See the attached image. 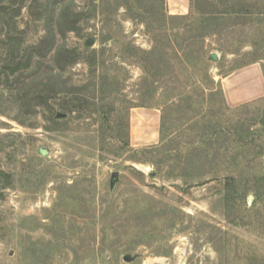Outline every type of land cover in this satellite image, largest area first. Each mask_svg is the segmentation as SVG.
I'll list each match as a JSON object with an SVG mask.
<instances>
[{
  "label": "rangeland",
  "instance_id": "1",
  "mask_svg": "<svg viewBox=\"0 0 264 264\" xmlns=\"http://www.w3.org/2000/svg\"><path fill=\"white\" fill-rule=\"evenodd\" d=\"M137 2L140 11L131 0H0V71L8 35L24 53L52 32L29 69L37 76L21 81L91 84L104 107L54 122L40 107L25 114L4 84L14 75L0 73V264H250L252 250L264 252V0H228L236 12L189 49L184 29L175 45L155 29L159 3ZM161 5L168 17L192 13V0ZM62 6L76 19L63 38ZM60 47L81 52L64 70L53 62ZM244 69L262 76V95L230 105L222 81ZM155 110L159 128L146 133L140 112ZM224 130L225 149L242 152L236 167L186 177L187 154L204 142L213 154ZM242 183L244 196L226 201Z\"/></svg>",
  "mask_w": 264,
  "mask_h": 264
},
{
  "label": "trees",
  "instance_id": "2",
  "mask_svg": "<svg viewBox=\"0 0 264 264\" xmlns=\"http://www.w3.org/2000/svg\"><path fill=\"white\" fill-rule=\"evenodd\" d=\"M137 1L143 2V0H136V2L131 0L132 4H128V8L132 11L133 9L140 11L139 9L142 7L138 8L136 6L138 3ZM155 1L159 3V6L157 5V9L155 8V11H153V14L156 16V19L153 20V23L156 25L155 29L158 30V33L172 31L169 35L171 37L167 36V38H173L174 45L176 44L175 41H177L180 37V29H184L186 31V38H183V43H186V48L188 49L193 45L195 39L200 36L202 32H212L214 34L218 33L219 22L225 19L226 16H231L236 12V5L234 3L229 4L228 0H192V13L186 17H168L162 10V0ZM142 5L145 6V4ZM59 10L60 12L55 18V28L56 35L63 38L65 33L76 29V19L71 18L70 13H68L65 7L62 6ZM52 11L55 16V11ZM145 12L146 11L143 13ZM51 14L53 15L52 12ZM51 18H53V16ZM142 21L145 23L147 20ZM3 22L7 23V19ZM146 24L150 25L151 21L146 22ZM48 35L50 36L42 38L39 45H36V47H29L24 50V53H22L19 48L12 45L13 40H16V38L10 37L9 35L6 37V39L11 43L5 42L11 47L7 50L8 52L4 58V62H6V64L3 65L0 73L5 76L6 80L10 75H14V82H4V84L11 90L15 91V97L19 108L23 110V113L25 114H32L36 112V108L40 107L45 112L46 119L52 122L62 119L56 117V114L60 112L63 114H72L74 112L83 114L87 112L104 114V107L97 106L91 84L75 86L72 84L68 85L69 82H31L33 78L30 82L21 81V78L24 79L23 75L25 73H30V77L32 75L34 76L36 73L33 70L29 71V69L36 64L34 59L42 57L39 52H36V49L41 44H45V41L49 42V47H52L54 44L55 34L49 32ZM60 48H62V50L57 51L55 53L56 56H53V62L56 64L55 69L64 70L65 68L74 65L80 59L81 52L77 49H66L65 47ZM37 65H40L39 61ZM224 132H226V138H224L221 143V147L216 149L213 154L209 152L212 149L209 147L211 142H204V144H206V148L203 151L204 153L200 155H196L193 152L187 154L186 160L188 163L186 165V177L201 178L211 175V178H217L219 172L225 170L229 171L230 167H236L237 164L235 163L239 160L240 155L242 156V152H240V154L238 152L231 154L230 149H225L224 145L228 142L229 131L224 130ZM233 141L234 140L232 139L231 142ZM220 158H224L221 163L218 161ZM202 161L203 165H200V167L195 164L202 163ZM193 164H195V166L191 167ZM226 164H228V167L224 166ZM197 167H199V170H197ZM2 174L3 173L0 170V178ZM226 179L234 180L231 176H226ZM257 179H264V173L258 176ZM239 185L241 186V183H239ZM249 189V187L246 188L243 186V183L242 188H230L229 192L226 194L225 200L227 201L229 198H232V200L236 202L237 199L244 196L245 192ZM244 209L247 210L246 208ZM250 264H264V252H259L257 249L252 250Z\"/></svg>",
  "mask_w": 264,
  "mask_h": 264
},
{
  "label": "crops",
  "instance_id": "3",
  "mask_svg": "<svg viewBox=\"0 0 264 264\" xmlns=\"http://www.w3.org/2000/svg\"><path fill=\"white\" fill-rule=\"evenodd\" d=\"M222 82H223L222 83L223 91L226 96V101L230 105L236 106V105L248 102L249 100L258 98L260 95H262L263 79H262V76L254 69L252 70L244 69V70L238 71L228 76L227 78H225ZM234 82H241L239 85V88L233 89ZM137 113L139 112H136V114ZM140 113L144 115L143 120H145L146 133L151 130H154L157 132V129L159 128V125H160L159 111L157 110H155V112L153 111L143 112L142 111ZM134 117H132V121Z\"/></svg>",
  "mask_w": 264,
  "mask_h": 264
},
{
  "label": "water",
  "instance_id": "4",
  "mask_svg": "<svg viewBox=\"0 0 264 264\" xmlns=\"http://www.w3.org/2000/svg\"><path fill=\"white\" fill-rule=\"evenodd\" d=\"M92 44H93V39H91V38H88V39L86 40V42H85V45H86V46H91ZM209 59L212 60V61H216V60H217V55H216V53H214V52L210 53V54H209ZM65 116H66V114H63V113H57V114H56V117H57V118H64ZM39 153H40L42 156H45V155H47L48 152H47L46 150H43V149L40 148V149H39ZM263 166H264V156H263ZM116 178H117V172H114V173L112 174V176H111V185L114 184ZM247 199L251 201V200L253 199L252 195H249V196L247 197ZM132 259H133V257L130 256L129 254H126V255L123 256V260L126 261V262H129V261H131Z\"/></svg>",
  "mask_w": 264,
  "mask_h": 264
}]
</instances>
